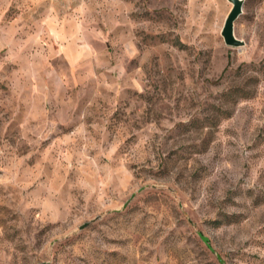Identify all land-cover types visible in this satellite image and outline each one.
Returning <instances> with one entry per match:
<instances>
[{
	"label": "rangeland",
	"instance_id": "rangeland-1",
	"mask_svg": "<svg viewBox=\"0 0 264 264\" xmlns=\"http://www.w3.org/2000/svg\"><path fill=\"white\" fill-rule=\"evenodd\" d=\"M230 6L0 0V264H264V0L239 46Z\"/></svg>",
	"mask_w": 264,
	"mask_h": 264
},
{
	"label": "water",
	"instance_id": "water-1",
	"mask_svg": "<svg viewBox=\"0 0 264 264\" xmlns=\"http://www.w3.org/2000/svg\"><path fill=\"white\" fill-rule=\"evenodd\" d=\"M227 1L230 2L231 6L224 17L222 26L220 28V35L225 45L239 46L242 44V41L235 38V36L233 35V21L241 13V6L243 0H227ZM81 227H83V225H81L80 228ZM198 236L201 239V241L208 246L209 250L212 251L213 249L208 244V238L199 232H198ZM215 256L218 262L220 264H223L222 259L217 253H215Z\"/></svg>",
	"mask_w": 264,
	"mask_h": 264
}]
</instances>
